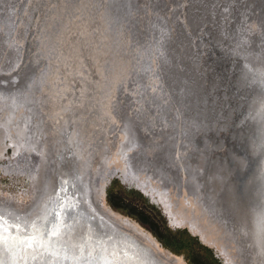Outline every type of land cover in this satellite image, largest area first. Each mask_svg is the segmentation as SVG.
Segmentation results:
<instances>
[{
	"label": "rangeland",
	"instance_id": "374dc122",
	"mask_svg": "<svg viewBox=\"0 0 264 264\" xmlns=\"http://www.w3.org/2000/svg\"><path fill=\"white\" fill-rule=\"evenodd\" d=\"M75 1L0 0V90L7 95L2 100H14L10 133L27 115L30 97L35 113L49 105L43 115L51 130L56 111L69 120L78 105L89 117L101 110L96 142L106 152L104 175L111 174L106 207L158 241L176 263L242 264L210 200L225 198L226 161L244 135L246 104L255 106V93L244 87L251 77L246 66L264 63V0H119V25H109L121 45L117 72L101 70L105 83L116 82L114 91L103 92L105 108L85 91L94 87L91 73L82 81L84 72L62 67L68 57L59 38L87 24L75 21L74 12L84 10L83 1L74 7ZM62 15L76 24L63 27ZM101 29L90 35L99 37ZM95 46L102 52V43ZM26 69L31 83L24 81V90ZM63 99L70 111L59 106ZM16 153L13 142L0 150V199L27 207L32 179L30 172L10 169L22 162ZM124 168L133 181L124 179Z\"/></svg>",
	"mask_w": 264,
	"mask_h": 264
},
{
	"label": "bare ground",
	"instance_id": "6f19581e",
	"mask_svg": "<svg viewBox=\"0 0 264 264\" xmlns=\"http://www.w3.org/2000/svg\"><path fill=\"white\" fill-rule=\"evenodd\" d=\"M81 2L84 4L83 12L80 13L77 9L73 17L76 18V22L81 18V22L87 21V24L83 25L82 23L73 27L72 25L76 23L70 21L68 18L66 19L62 15L63 27L67 28L69 25L73 27L72 29H75L72 33V29L69 30L68 28L69 33L67 34L66 30L65 35L59 38V40H62L59 44H63L61 55L68 57L64 63L65 65H62V67L66 71L70 70L79 74H83L84 72L85 77L82 78L80 76L79 79L82 81H87L89 73L92 72L93 79L91 81L94 87L91 90L85 91H89L91 98L96 99L101 104L104 88L107 85L106 83H102V81L98 82L102 76H100L99 72L95 71L96 64L100 70L103 68L104 73H107L105 72L107 70L116 73V53L118 52L117 50L120 51L121 45L119 46V37L109 27L111 25L109 14L110 0H76L72 3H74L73 6L75 7L77 4H81ZM118 3L120 2L118 1ZM107 4H109L108 10ZM82 13L86 17H83ZM68 16L72 15L68 14ZM87 18H89V21L86 20ZM90 19L93 20L90 21ZM96 26H101L102 28V33L99 37H95L93 34L90 35ZM65 36L66 39H64ZM100 43L103 46L100 50L102 52L94 49L96 47L95 44ZM88 50L91 52V62L95 65L92 71L87 62H85V58L80 54L82 51H85L87 54ZM123 50L124 54H126L124 47ZM85 57L87 58L86 55ZM100 60L102 63L98 62ZM68 65L70 68H68ZM77 65L78 67L74 68ZM25 71L23 72L25 79L22 84L20 83L23 86L20 89L24 90L26 89L25 83L27 81L29 85L31 83L30 77L28 78L31 71L29 69ZM114 78L116 79L115 76ZM95 81L96 83L94 84ZM64 85L61 86L63 87ZM3 93L0 90V100H2V96H7L5 92ZM12 93H17V89L9 92L8 95L12 96ZM45 94L47 93L45 92ZM61 94L63 93L61 92ZM12 97L9 101L13 102ZM30 98L25 101L28 109L27 115L30 118L33 115L46 117L48 114L46 110L49 105L45 104V108L42 109L43 113L41 111L35 113L31 108ZM105 103H102V107L104 108L106 107ZM59 106L66 109L69 108L68 111L71 110V106L66 99H63ZM62 110L60 109L59 112L61 113ZM57 112L53 116H58L65 120L63 117L67 114L62 113L64 115H58ZM100 112L102 111L100 110ZM44 113L46 115H43ZM99 113L98 116L89 117L90 114L86 111L85 107L78 105L74 119H71L73 121L71 131L76 130V126H79L80 130L87 131L90 140H93L94 135H90V132L86 128L90 126V128L93 127L98 130V124L101 122ZM10 115L13 114L11 113ZM34 126L37 132L41 131L37 128L38 124ZM40 135L42 134L40 133ZM65 135L66 144H72L73 142L79 144L81 141V138L76 136L75 141H73L70 135L68 137ZM41 137L45 141V136L42 135ZM3 138V131L0 130V145L4 140ZM10 141L13 142L16 151L27 162H34L35 160L39 162L33 168H30L29 171L33 177V187L36 188L35 195L30 199L29 205L27 207L22 206L19 209L16 208V212L11 214L10 217L0 213V264H84L86 261L93 262L94 259L108 264H123L133 262L129 258V253L134 258H138L136 256L138 251L131 246V244L134 246L135 243L140 244L147 250H150L149 246H151L154 249L152 255L162 264H179L167 255L166 250L158 247L160 244L158 241L152 239L148 234L129 226L125 219L114 213L111 208L106 207L104 186H106L109 180L108 176L110 177L111 174L106 173L107 175H104L105 172H109L107 171L105 150L101 151L99 156H97L95 146H93L94 150L92 153L84 155L74 148H70L68 151L57 150L52 153L46 148L45 153L42 154L38 150L39 146H43L42 141L32 131H30L28 136L22 133V136L17 135ZM0 150L2 151L3 147ZM35 152L37 154H34ZM31 154L34 155L32 156ZM38 154L41 155L40 158ZM251 168L252 171H256L252 181L248 184V188L245 190V192L252 193L251 204L247 203L251 223L242 232L248 248L247 253L250 256L252 255L249 264H264V189L260 186L258 178L257 170L259 168L257 169V166H253V164ZM88 170H92L91 179L88 182L94 186L96 194L94 197L98 198L99 196L102 198L103 210L110 216L113 222L110 221L114 229L109 226L106 230L118 234L114 241H108L109 238L104 239L101 234H105V229L97 228V223H91L90 219L87 218L90 214L86 212L84 207L89 202V192L83 190L82 179L76 177V174L80 171L83 176H86L87 173L89 174ZM123 171L125 180L131 182L135 179L126 168ZM100 180H102L101 183L99 182ZM91 202L93 205L95 204L92 198ZM91 202L89 203L90 205H92ZM251 229L253 233H251ZM123 234L128 238L123 237ZM129 239H134L136 242L134 240H132L134 242H131ZM127 241H130L131 244ZM118 251L126 255L124 256ZM138 259L146 263L141 258Z\"/></svg>",
	"mask_w": 264,
	"mask_h": 264
},
{
	"label": "water",
	"instance_id": "95a60500",
	"mask_svg": "<svg viewBox=\"0 0 264 264\" xmlns=\"http://www.w3.org/2000/svg\"><path fill=\"white\" fill-rule=\"evenodd\" d=\"M119 0H110V19L112 27H117L119 25V20H117L116 16H118L119 10L116 9L115 4H118ZM109 4H107V10H108ZM115 29V28H114ZM62 53V51H61ZM83 57L85 58V62L89 65L91 71L93 69V65L91 62L90 55H87L85 51H83ZM87 56V58L85 57ZM92 65V66H91ZM246 68L249 71L250 74V80H245V90H249V92L255 93L254 99L252 101L250 100L252 105H255L254 108L250 106V103L246 104V112L244 114L245 120L242 126V130L244 135H242V140H240V143L238 144V147H235L236 155H231L226 163L228 164L227 171L229 172L226 175H229L227 180L225 181V187L227 189L225 198H216L215 200L212 198L210 201H213L211 207L214 210V213L217 214L218 219H222L223 221H226V224L228 225L230 233L233 235L235 243H236V249L240 256L243 258L242 264H249L250 261V255L247 253V246L245 239L243 237V229L245 227H249L251 223L249 217L250 214H248V206L247 203L249 202L251 204V195L252 193L245 192V190L248 188L249 182L252 181L253 175L255 174L256 170L252 171V164L253 166H257V172H258V178L260 182V186L262 189H264V63L262 65H259L258 67H254L251 64L247 65ZM97 72H99L102 76L101 80L102 83H105L103 81L104 76L100 69L97 67L95 68ZM108 71V70H107ZM109 72V71H108ZM108 74H111V72ZM104 73V72H103ZM95 74V73H94ZM243 74V73H242ZM242 78V77H241ZM93 79V73L90 74V80ZM112 82V81H111ZM96 81L94 82V84ZM115 84H108L106 83V87L104 88V92L107 91L108 94H110L111 90H115ZM236 86V85H235ZM117 93V91H116ZM258 95V96H257ZM108 98V97H107ZM107 98H104V102L107 101ZM244 100L241 97V101ZM102 112L99 113V116ZM93 127L86 128L90 135H94V138L96 139L99 136V128L98 130L92 129ZM87 132V131H86ZM88 136V135H87ZM231 147L230 149H232ZM89 174L87 173L86 176H83L80 171L76 174V177L82 179L83 184V190L89 192V198L87 206L84 207L86 209V212H88L90 215L87 216V218L90 219L91 223H97L96 227L105 229V234H101L104 239L109 238L108 241L112 240L114 241L116 236L118 234H115V232H111L109 230H106L109 226L114 229L112 225V220L110 216L103 210V204H102V198L98 196V198L94 197L95 191L93 184L91 185L88 180L91 179V173L92 170H88ZM232 173V175H230ZM72 184V183H71ZM79 185V183H78ZM106 186H104L105 188ZM220 186L218 185V188L215 190L216 193H221L219 191ZM105 192V190H104ZM217 194V195H218ZM91 198L94 201V205L91 202ZM91 202L92 205L89 203ZM15 206L10 205L5 206L3 201L0 199V213L5 214V216L10 217L11 214L15 213L17 208ZM24 209V208H23ZM10 212V213H9ZM1 218V217H0ZM112 223H111V222ZM95 225V224H94ZM244 226V228H243ZM104 227V228H103ZM251 233L252 229H251ZM125 238H128L122 235ZM130 240V239H129ZM134 240V239H132ZM130 240L131 242H134ZM130 241H127L130 243ZM136 242V241H135ZM113 243V242H112ZM263 245H264V239H263ZM133 248H135L138 251V254L136 255L138 258H141L143 261L139 260L138 258H134L129 253V258L132 259L133 262H126L123 264H162L160 261H158L153 255L152 252H154V249L150 247V250L144 249L140 244L135 243L134 246L131 244ZM264 247V246H263ZM256 249V246H255ZM146 250V251H145ZM120 252V251H118ZM257 252V249H256ZM122 255H126L122 252H120ZM131 256V257H130ZM258 256V252H257ZM84 264H108L100 262L98 259H94L93 262H85ZM253 264V263H252ZM256 264V263H255Z\"/></svg>",
	"mask_w": 264,
	"mask_h": 264
},
{
	"label": "flooded vegetation",
	"instance_id": "af4514ba",
	"mask_svg": "<svg viewBox=\"0 0 264 264\" xmlns=\"http://www.w3.org/2000/svg\"><path fill=\"white\" fill-rule=\"evenodd\" d=\"M13 103L12 101H4V100H0V130L3 131V135H4V140L1 142L0 145V149L2 147H5L6 145L10 144L11 141L8 140V137L15 138V136L20 135L22 136V133L25 136H28L30 131L34 132L36 134V137H38L41 141L43 146H39L38 150L39 153H45V149H49V151L52 153L53 151H57V150H62V151H68L70 148H74L76 150L79 151L80 154L84 155V154H90L92 153V151L94 150V147H96V155L99 156L100 152L104 150L103 147L98 146L96 139L93 137V140H90L88 133L85 130H80L79 126H76V130H72L73 128V121L71 119L69 120H63L62 118L58 117L61 120H56L53 121L52 119V123H53V127L54 129H50L49 128V124L46 121L45 116H37V115H33V117H29V115H26L22 118V120H20V122H18L15 125V133L11 134L10 133V122H11V118L13 115H10L11 113L13 114L14 109H13ZM5 109V115L2 113V111ZM10 113V114H9ZM38 118L39 120L37 121V123H33V119ZM42 118V119H40ZM56 122V123H55ZM51 123V122H50ZM37 128L40 129V132H36V127L34 125H37ZM56 125V127H55ZM25 130V131H24ZM81 132V133H80ZM40 133L45 136V141L44 139L41 137L42 135H40ZM67 134V135H65ZM64 135L66 137H68L69 135L71 136L72 140L75 141V136L78 138H81V141L79 144L73 142L72 144H66V138L64 137ZM88 135V136H87ZM30 147L31 144L29 143ZM41 147V148H40ZM3 151V150H2ZM34 154H37L36 152ZM33 154V155H34ZM17 155V159L21 160L22 162H16V166H12L10 167V169H14V170H18V171H22V172H29L30 168H33V166L37 165L39 161H29L27 162L26 159L21 156L18 151L16 153ZM32 155V154H31ZM32 155V156H33ZM30 157V154H29ZM38 157L40 158L41 155L38 154ZM9 169V168H8ZM31 179H32V195L30 196V199L35 195L36 192V188L33 187V177L32 175L29 173Z\"/></svg>",
	"mask_w": 264,
	"mask_h": 264
}]
</instances>
